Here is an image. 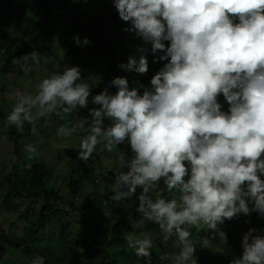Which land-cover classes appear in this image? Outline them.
Segmentation results:
<instances>
[{
  "label": "clouds",
  "instance_id": "obj_1",
  "mask_svg": "<svg viewBox=\"0 0 264 264\" xmlns=\"http://www.w3.org/2000/svg\"><path fill=\"white\" fill-rule=\"evenodd\" d=\"M112 2L119 17L130 21L126 30L150 43L153 54L162 53L154 60L166 61L150 87L136 81L130 87L127 78L116 76L110 81L115 93L105 87L92 95L79 66H68L41 78L34 94L17 91L3 127L23 133L28 124L39 136L40 118H69L57 136L84 131L78 152L83 162L98 145L112 152L127 143L131 156L122 150L117 154L112 199L130 197L140 187L141 218L135 227L156 223L165 242L176 237L178 252L170 255L171 264H198L197 242L185 225L205 224L226 242L218 226L240 213L248 215L249 201L252 210L264 214V0ZM73 40L78 46L90 43L78 35ZM29 61L38 66L40 53L32 50L16 63L26 71ZM119 66L139 74L148 70L143 54ZM221 94L227 111L218 102ZM90 96L96 107H88ZM81 109L88 114L80 115ZM25 151L29 158L38 154L33 145ZM161 180L167 191L179 195L165 198L161 190L153 198L150 192ZM254 232L250 228L242 235V255L230 264H264V235ZM125 238L144 264H152L151 233ZM200 243L209 247L210 241ZM30 264H45V259L37 255Z\"/></svg>",
  "mask_w": 264,
  "mask_h": 264
},
{
  "label": "trees",
  "instance_id": "obj_2",
  "mask_svg": "<svg viewBox=\"0 0 264 264\" xmlns=\"http://www.w3.org/2000/svg\"><path fill=\"white\" fill-rule=\"evenodd\" d=\"M27 11H30L29 18L25 17ZM20 24L21 31L18 29ZM27 24L30 28L23 29ZM0 26H3L0 34V81L9 79L6 83H0V90L6 91L7 84L11 83L13 90L10 92L13 93L20 91L19 87L23 86L17 78L13 80L17 74L35 77L30 68L31 61L25 66L26 71H22L16 63L18 57L32 50L40 53L42 61L38 66L43 65L50 74L68 66H79L82 77L91 86L92 95L104 87L115 93L116 88L110 85V81L116 76L127 78L130 87L136 86L134 81L150 87L151 77L166 63L154 60V56L162 53L153 54L150 43L138 37L135 32L126 30L131 23L119 17L112 0H0ZM75 35L81 39L87 37L90 43L78 46L73 40ZM58 42L61 49L58 48ZM163 43L167 46L169 41ZM141 54L146 56L148 62L145 74L119 66L121 63L126 64L129 56L138 59ZM33 66L38 69V66ZM29 80L38 83L37 77ZM139 90L143 91L142 88ZM34 91L30 90L33 94ZM15 102L14 99V105ZM218 102L222 110H228V103L222 94L218 96ZM88 107H96L91 103V96ZM12 108L0 96V143L2 151L9 147V156L15 159L0 174V201L6 202L8 211H17L15 218L21 221H10L12 230L4 234L0 231V259L10 247H14L26 258L34 259L37 256L35 250L38 239V244L45 250L41 255L45 264H133L125 237L129 233L136 234V230L144 232L152 228V264H171L170 255L178 252L174 247L176 237L165 242L162 239L164 234L154 222L135 227L141 218L137 211L138 196L142 191L140 187L130 197L113 200L115 170L110 169L104 173L97 172L95 165L77 166V161L83 162L78 158L79 148L68 147L62 149L69 161L65 176L68 192L63 194V198L58 196L54 187H47L55 177L53 168L43 158L50 144L44 138L47 132L57 130L69 118L61 120L51 114L40 118L36 125L40 135L36 136L30 132L28 124H25L23 133L17 132L14 126L8 129L3 127ZM79 114L87 115V109H81ZM79 131L81 134L84 132ZM29 144L37 148L38 154L34 158L21 152ZM123 145V151L131 156L130 146L127 143ZM6 160L1 152L0 164ZM159 183H163V180ZM175 191L169 192L165 187L163 195L171 198ZM57 197L59 202H53ZM21 199L27 202L24 209L18 208ZM62 206L68 207L67 210L62 209ZM248 206V215L240 213L231 220L225 219L218 226L226 234V242L221 239L218 231L208 229L205 224L201 227L185 225L191 230L192 239L197 242L195 256L198 264H212L206 247H201L200 241L205 238L210 241L207 248L219 249L216 264H228L233 253L236 252L238 257L242 255V235L245 232L255 228L253 235H264V214L252 210L251 201ZM247 216L249 222L245 223ZM7 236L11 239L7 240ZM140 258L141 264H144V258Z\"/></svg>",
  "mask_w": 264,
  "mask_h": 264
},
{
  "label": "rangeland",
  "instance_id": "obj_3",
  "mask_svg": "<svg viewBox=\"0 0 264 264\" xmlns=\"http://www.w3.org/2000/svg\"><path fill=\"white\" fill-rule=\"evenodd\" d=\"M102 8V7H101ZM30 11H27V14L25 15L26 18H29ZM21 23V22H20ZM30 26L24 25L23 29H29ZM18 29L21 31L22 30V25L20 24L18 26ZM3 31V26H0V34ZM30 38V36H29ZM58 48H62L61 44L58 42ZM52 60V59H51ZM51 60H49V63L51 62ZM51 65H53V62L50 63ZM31 70L35 73V77L32 78L27 74H24L23 76H21L20 74H17V76L13 77V80L15 78L18 79V82H20V84H23V86L19 87L21 92H30V90L34 89V85L36 83H32L29 78L31 79H35L36 77L38 78V82L39 79L50 75L49 71H47L48 69H45L43 65L38 66V69H35L34 66L32 65ZM1 73V71H0ZM95 74H97L95 72ZM94 74V75H95ZM20 75V76H18ZM99 76V75H98ZM98 78V77H97ZM9 79H6L5 81H0L6 83ZM100 80V79H99ZM31 82V83H30ZM100 82L102 83V80H100ZM104 83V82H103ZM102 83V85H104ZM7 89L5 90H0V96L1 98L4 100V102L10 106L13 107L14 106V99H15V94L13 92H10V90H13L11 83L7 84ZM105 88V87H104ZM103 88V89H104ZM102 89V90H103ZM15 92V91H14ZM17 92V91H16ZM13 103V104H12ZM47 117V116H46ZM49 117V115H48ZM105 123L107 124L108 121H105ZM86 133L83 132L82 134L80 133V131L78 130L77 133H74L73 135L69 136V137H59L57 136V130L51 131V132H47V136L44 138V140H48L50 142L47 150H45V154L43 155L44 161L46 162V164L51 168H53V176L55 177L54 180H50L49 184H48V188L54 187L55 190L58 192V196H62L63 198V194L68 192V189L66 188V175H67V171L69 169V161L65 158V156L63 155V148H68V147H78L79 148V141L81 136L85 135ZM30 145V144H29ZM5 147V146H4ZM7 148L6 151H2L3 147L1 146L0 143V153L2 152L3 155L6 156L7 160L3 163L0 164V174H2L3 170H7L8 167L10 166V164H12L14 162V157L13 156H9V147H5ZM25 148L24 147L21 152L25 153ZM120 150H124V145H118L116 149H114L112 152H108L106 149H104L103 145H98L96 151L92 154V157L87 161V162H79L77 161V166H85V167H91L93 165L97 166V172H106L107 170L110 169H114L116 170V157L117 154L119 153ZM187 179V177L185 178ZM166 187V185L163 183H158L157 186H155L151 192L150 195L154 198L158 195V193L163 190ZM179 195V193L177 191L174 192V195ZM53 202L58 203L59 199L58 197L53 200ZM250 202V201H249ZM6 202L5 201H0V231L4 234L7 231H11L13 227H10V221H15L16 223H19L21 221V219L19 218H15L17 211H8V209L6 208ZM19 209H24V207L27 205V202H25L23 199H21L19 202ZM66 205V204H65ZM67 206V205H66ZM68 207L62 206V209L67 210ZM250 208V207H249ZM200 227L202 226V224L199 225ZM194 227H198V226H194ZM147 232L152 234V228L151 229H146ZM136 234H139L140 232L143 231H137L136 230ZM158 235L160 236V234L158 233ZM155 235L156 239H159V236ZM47 236V234H46ZM7 240H10L11 238L9 236L6 237ZM5 242H8V241ZM207 251L209 253V259L210 261H212V264H216L218 263V252L219 249L216 248H207ZM36 255H43L45 253L44 248H41V245L38 244V239L36 241ZM128 251H130V257H131V261H133V264H141V258L137 257L135 250L132 248H129ZM18 251L14 248V247H10L8 248V251H6V253L4 254V257H2L0 259V264H30V261L32 259L30 258H26L24 256V254L21 253H17ZM236 253V252H235ZM233 253L231 255L230 260L232 261L234 258H239L237 254ZM120 264H128L125 262H121ZM167 264V263H166ZM230 264V262L228 263Z\"/></svg>",
  "mask_w": 264,
  "mask_h": 264
}]
</instances>
